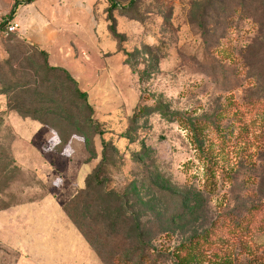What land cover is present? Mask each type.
Wrapping results in <instances>:
<instances>
[{
	"label": "rangeland",
	"instance_id": "obj_1",
	"mask_svg": "<svg viewBox=\"0 0 264 264\" xmlns=\"http://www.w3.org/2000/svg\"><path fill=\"white\" fill-rule=\"evenodd\" d=\"M115 1L118 37L107 0H0V210L73 196L97 170L104 143L100 182L117 195L81 196L86 229L108 251L139 247L145 264H177L180 244L215 222L251 208L264 214V3L219 0L205 36L207 0ZM37 49L78 81L101 133L32 118L36 108L50 123L44 111L66 97L44 80ZM62 216L31 238L34 246L16 243L15 216L1 218L0 264H105ZM253 225L241 237L220 230L194 264L261 260L264 218Z\"/></svg>",
	"mask_w": 264,
	"mask_h": 264
},
{
	"label": "trees",
	"instance_id": "obj_2",
	"mask_svg": "<svg viewBox=\"0 0 264 264\" xmlns=\"http://www.w3.org/2000/svg\"><path fill=\"white\" fill-rule=\"evenodd\" d=\"M107 1L109 3V30L112 35L118 37L119 35L115 29V19L113 17L112 11L119 9V4L115 0ZM260 1L264 3V0ZM135 3V0H130L129 6L132 7L135 5ZM207 3L209 13L203 14L200 18L201 20L199 21V26L201 27L205 36L208 34V26H213L218 22L217 10L220 8L219 0H207L206 5ZM239 10L240 7L237 6L233 12H237ZM260 12V17L257 19L258 23L264 21V4L260 7ZM37 52L43 61L44 70L48 74H46L48 77H46L44 80L46 81L52 77L54 80L51 84L52 92L57 90H65L66 97L65 99L59 98V100L58 98H53V107H49L44 111V114L50 115L52 117L53 121H50V123L37 117L39 109L36 108L33 109L32 118L49 127H58L60 125L66 124L68 132L75 130L77 132L91 131L94 133H101V131L98 130L99 124L93 120L94 110L89 101L88 95L85 91L79 88L78 81L70 74L67 69L60 66L50 65L47 60V53L44 50L37 49ZM18 112L21 115H28L29 113L28 110H19ZM106 149L107 147L103 143V158L97 170L86 180L85 188H79L78 191L63 205V211L75 225V228L79 231L82 237L86 240V242H88V244L105 264H145L150 259L149 253L146 252V249L137 247L135 249L129 250L127 253L120 251H108L106 249L107 241L103 240L100 235H91L89 229H86L88 224L85 221L86 219L83 215V210H79V207L81 208V196H87L93 193L96 200L109 202L113 194L114 196L117 195L114 192L107 194L105 191H103L102 183L100 182L101 174L107 170V159H105L104 155L106 154ZM257 211L258 210L251 208L250 211H248L243 217L239 219L236 217L227 216L221 222H215L213 227L208 231H205L204 234L192 236L188 241L182 242L179 247V255H177V264H194L198 260L200 252L202 254L201 248H209L206 246L215 244L216 241H214L212 238L214 234L222 229H225L227 234L230 236L241 237V235L245 232H248L250 228H254V222L261 221V217L264 218V214L261 215V212L257 213ZM108 212L110 213V211ZM100 214L101 216H105V214L107 215L108 213L105 209H102ZM111 224L113 225V223ZM258 225L260 227L261 223ZM226 264L232 263L227 262ZM246 264H264V256L261 260H251Z\"/></svg>",
	"mask_w": 264,
	"mask_h": 264
},
{
	"label": "crops",
	"instance_id": "obj_3",
	"mask_svg": "<svg viewBox=\"0 0 264 264\" xmlns=\"http://www.w3.org/2000/svg\"><path fill=\"white\" fill-rule=\"evenodd\" d=\"M57 199L54 197H45L40 201H31L15 206H10L0 210V219L4 216L14 217L19 225L16 235L19 237L17 244L34 246L35 240L31 238L47 230V225L56 227L64 222L63 205L70 199ZM66 215V214H65ZM67 216V215H66ZM3 226L0 223V228ZM61 230V229H60ZM79 232V231H78ZM20 242V243H18Z\"/></svg>",
	"mask_w": 264,
	"mask_h": 264
},
{
	"label": "built area",
	"instance_id": "obj_4",
	"mask_svg": "<svg viewBox=\"0 0 264 264\" xmlns=\"http://www.w3.org/2000/svg\"><path fill=\"white\" fill-rule=\"evenodd\" d=\"M17 24L16 23H10L9 25H8V27H7V29L9 30V31H14L16 28H17Z\"/></svg>",
	"mask_w": 264,
	"mask_h": 264
}]
</instances>
